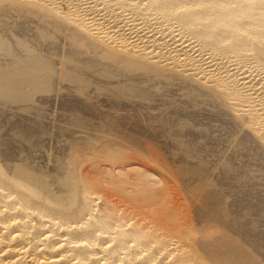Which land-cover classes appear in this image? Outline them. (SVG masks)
Instances as JSON below:
<instances>
[{
	"label": "bare ground",
	"instance_id": "1",
	"mask_svg": "<svg viewBox=\"0 0 264 264\" xmlns=\"http://www.w3.org/2000/svg\"><path fill=\"white\" fill-rule=\"evenodd\" d=\"M0 264H264V0H0Z\"/></svg>",
	"mask_w": 264,
	"mask_h": 264
},
{
	"label": "rangeland",
	"instance_id": "2",
	"mask_svg": "<svg viewBox=\"0 0 264 264\" xmlns=\"http://www.w3.org/2000/svg\"><path fill=\"white\" fill-rule=\"evenodd\" d=\"M79 163L78 164V170L80 171V173L82 174V176L84 177V181L86 184L90 185L91 187H93L96 190V193H98V195H100L101 200L102 199H107L109 200V202H111L112 204H114L115 206H121L119 204H123L121 202V200H118L119 198H117L118 193H116L115 191H113L111 188L113 187V185H108L107 183L104 182V179L102 180V178H104V173H100L101 170H103L105 168V166H109L110 164L105 162L104 165L102 164L101 167V162H100V168L93 170V174H92V169H88L89 166L87 165V161H83L82 157L80 158V160H78ZM103 163V162H102ZM108 165H107V164ZM98 166V167H99ZM112 168V167H111ZM95 171V172H94ZM98 174V175H97ZM97 175V176H96ZM102 177V178H101ZM103 181V183L101 182ZM108 189V190H106ZM105 190V191H104ZM111 192V193H110ZM108 193V194H107ZM111 194V195H110ZM115 198V199H114ZM112 199V200H110ZM117 199V200H116ZM114 200V201H113ZM100 201V199H99ZM114 202V203H113ZM118 203V204H117Z\"/></svg>",
	"mask_w": 264,
	"mask_h": 264
}]
</instances>
